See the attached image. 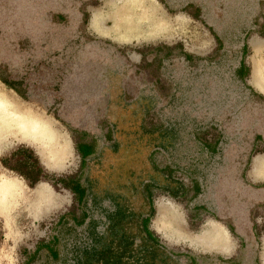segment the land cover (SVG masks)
Segmentation results:
<instances>
[{
	"label": "rangeland",
	"instance_id": "obj_1",
	"mask_svg": "<svg viewBox=\"0 0 264 264\" xmlns=\"http://www.w3.org/2000/svg\"><path fill=\"white\" fill-rule=\"evenodd\" d=\"M114 2L0 0V90L73 152L48 169L14 137L0 150V170L26 185L0 214V264H87L104 246L91 264H264V0H146L167 34L142 26L128 40L94 25ZM75 183L81 199L65 187ZM210 220L231 253L189 242Z\"/></svg>",
	"mask_w": 264,
	"mask_h": 264
},
{
	"label": "clouds",
	"instance_id": "obj_2",
	"mask_svg": "<svg viewBox=\"0 0 264 264\" xmlns=\"http://www.w3.org/2000/svg\"><path fill=\"white\" fill-rule=\"evenodd\" d=\"M155 2L152 0V3ZM111 8L114 16L102 13L95 23L96 30L103 36H111L114 32L117 34L116 39L128 40L129 34L142 26H153V16L146 0H115ZM105 19H114L111 32L100 27V22ZM0 123L3 125L5 139L11 136L26 142L27 146L33 147L48 169L64 168L71 163V142L49 120L30 111H22L8 100L0 99ZM25 189L23 179L7 170H0V205L6 208L16 206L24 198Z\"/></svg>",
	"mask_w": 264,
	"mask_h": 264
},
{
	"label": "bare ground",
	"instance_id": "obj_3",
	"mask_svg": "<svg viewBox=\"0 0 264 264\" xmlns=\"http://www.w3.org/2000/svg\"><path fill=\"white\" fill-rule=\"evenodd\" d=\"M147 7H148L149 12L153 16V26L148 27L147 35L149 37H153L156 34H158L159 32L164 31L165 20L163 19L161 14H158V8L155 5L150 4ZM94 19H95V21H93V22L96 23L97 17H94ZM95 23H94V25H95ZM258 75H259V70L256 71V75L254 77V83H256L257 85L260 86V84H258L256 82L257 78L260 76V75L259 76ZM0 99L8 100L13 105H15L18 109L25 111L24 108L17 101H15L14 99H11V97L9 95H7L6 93H4L1 90H0ZM31 113L35 114L37 116H40L34 112H31ZM9 137H11V136H9ZM8 138L7 139L4 138L3 125H2V123H0V150L3 149V147H5V145L8 141ZM44 191H46V189L43 186H41L35 190V192L37 193L38 196H40ZM24 202H25V200L23 198L14 207L9 206L6 208L4 205H0V214H2V213L6 214L8 212H11L14 209L19 208L22 205V203H24ZM37 204L38 203H35V202L31 203V205H33L34 207H37ZM203 232L204 233L201 236L192 239V241H191L192 245H194L195 247L200 248L202 250H208V251H218V249L221 250L226 245V242L228 239V234L221 226H219V225H217V227L209 226V227H206Z\"/></svg>",
	"mask_w": 264,
	"mask_h": 264
},
{
	"label": "crops",
	"instance_id": "obj_4",
	"mask_svg": "<svg viewBox=\"0 0 264 264\" xmlns=\"http://www.w3.org/2000/svg\"><path fill=\"white\" fill-rule=\"evenodd\" d=\"M157 8H158V7H157ZM158 14H159V11H158ZM166 34H167V29L164 28V31L159 32L158 34H156V35L153 36L152 38H162V37L166 36ZM255 44H257V43H255ZM257 70H258V69H257V66H255L254 70L252 71V75H253L252 78H253V80H254V77H255V75H256V71H257ZM75 146H76L77 153L79 154V157H80L81 161H82V160H86V159L88 158V156L90 155V152H89V151H90V150H89V146H88L87 144H85L84 142H78V143H76ZM261 169H263V164H261L258 160H256V161L254 162L253 167H252V171H253V173L256 172V171H258V170L263 171V170H261ZM158 207L161 208L162 213H161V211L159 212L158 217H157V219H156V224H157V225H160L161 222H162L163 229H166V227H167L170 223H172V226H174V224H173L174 221H171L172 219H170V218H171V215H170L169 211H166V210H165L166 208H169V209L172 208V207L170 206V204H166V202H162L160 205H158ZM174 217H175V215L173 216V219H174ZM178 218H179V220H180L181 217H179V215H178ZM217 225L221 226V227L226 231V229H225L221 224H219V223H217V222H215V221H212V220H210L209 224H208L206 227H209V226L217 227ZM169 226H170V225H169ZM206 227H205V228H206ZM204 230H205V229H204ZM203 233H204V232H203ZM203 233H201V235H202ZM227 234H228V233H227ZM192 239H193V238H190V239H189V242H190V243H191ZM193 246H194V245H193ZM194 247H195V246H194ZM196 248H197V247H196ZM201 250H202V249H201ZM233 250H234L233 243H232L231 238H230L229 235H228V239H227L226 245H225L221 250L218 249V251H216V252L221 253V254H223V255H227V254L231 253ZM203 251H208V250H203Z\"/></svg>",
	"mask_w": 264,
	"mask_h": 264
},
{
	"label": "trees",
	"instance_id": "obj_5",
	"mask_svg": "<svg viewBox=\"0 0 264 264\" xmlns=\"http://www.w3.org/2000/svg\"><path fill=\"white\" fill-rule=\"evenodd\" d=\"M241 67L244 69L243 64H242ZM65 187L68 188L69 190H71L73 193L77 194L80 199L82 198V195L84 194V190H82L78 186L77 183L73 184L72 186L71 185H66ZM145 222H146V220H143V224H145ZM147 236H148V238L150 239V241L152 243H155L156 244L155 239H153L151 237V235L149 234V232H147ZM105 253H106L105 246H104V248L101 251L98 248H94L93 251L90 252L89 256H87L85 254V256L87 257V264H91V263L96 262L97 260L100 259V257L102 258L105 255Z\"/></svg>",
	"mask_w": 264,
	"mask_h": 264
}]
</instances>
